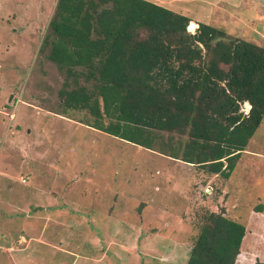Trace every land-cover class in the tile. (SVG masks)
Listing matches in <instances>:
<instances>
[{
  "label": "rangeland",
  "instance_id": "1",
  "mask_svg": "<svg viewBox=\"0 0 264 264\" xmlns=\"http://www.w3.org/2000/svg\"><path fill=\"white\" fill-rule=\"evenodd\" d=\"M57 1L0 0V264H187L222 209L247 227L237 264H264V119L228 179L55 112ZM150 1L264 46V0Z\"/></svg>",
  "mask_w": 264,
  "mask_h": 264
},
{
  "label": "trees",
  "instance_id": "2",
  "mask_svg": "<svg viewBox=\"0 0 264 264\" xmlns=\"http://www.w3.org/2000/svg\"><path fill=\"white\" fill-rule=\"evenodd\" d=\"M197 23L150 0H58L39 52L64 74L54 111L229 179L264 119V46ZM196 225L187 264H237L244 223Z\"/></svg>",
  "mask_w": 264,
  "mask_h": 264
},
{
  "label": "built area",
  "instance_id": "3",
  "mask_svg": "<svg viewBox=\"0 0 264 264\" xmlns=\"http://www.w3.org/2000/svg\"><path fill=\"white\" fill-rule=\"evenodd\" d=\"M246 110L249 111V108H247Z\"/></svg>",
  "mask_w": 264,
  "mask_h": 264
},
{
  "label": "crops",
  "instance_id": "4",
  "mask_svg": "<svg viewBox=\"0 0 264 264\" xmlns=\"http://www.w3.org/2000/svg\"><path fill=\"white\" fill-rule=\"evenodd\" d=\"M198 24V23H197Z\"/></svg>",
  "mask_w": 264,
  "mask_h": 264
}]
</instances>
